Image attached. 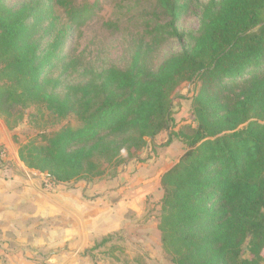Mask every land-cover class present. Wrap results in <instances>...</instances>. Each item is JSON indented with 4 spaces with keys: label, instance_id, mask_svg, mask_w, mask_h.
Returning a JSON list of instances; mask_svg holds the SVG:
<instances>
[{
    "label": "trees",
    "instance_id": "obj_1",
    "mask_svg": "<svg viewBox=\"0 0 264 264\" xmlns=\"http://www.w3.org/2000/svg\"><path fill=\"white\" fill-rule=\"evenodd\" d=\"M159 2L168 20L146 25L128 64L96 68L65 51L88 2L0 0V116L36 127L19 148L29 169L91 181L172 129L194 84L193 122L171 132L186 150L161 178L162 248L173 264H264V0H207L198 30L179 27L182 0ZM174 39L181 52L155 69Z\"/></svg>",
    "mask_w": 264,
    "mask_h": 264
},
{
    "label": "rangeland",
    "instance_id": "obj_2",
    "mask_svg": "<svg viewBox=\"0 0 264 264\" xmlns=\"http://www.w3.org/2000/svg\"><path fill=\"white\" fill-rule=\"evenodd\" d=\"M21 1L23 0H8V3L17 5ZM77 1L88 2L92 11L87 20L67 38L65 51L71 58L81 59L96 68L110 65L125 67L135 43L145 33L146 25L157 20L161 23L168 20L159 0ZM205 1L207 0H182L186 9L178 23L181 29H199V4ZM181 50L182 44L176 39L165 43L155 59L154 68H158L163 60ZM79 77L78 74L74 75V79ZM194 91V84H186L180 90L183 98L174 100L172 129L161 132L155 138H147L146 147L139 152L131 153L123 149L121 164L108 170L103 176L91 181L72 182L81 185L90 182V188L96 190L98 197L104 198L113 192L118 199L130 201L136 209L139 210L141 206L139 212L132 211L130 214V220L135 225L111 234L104 242L101 241V245L97 244L99 251L97 254H90L88 264H173L162 248L159 230L163 197L161 178L186 150L185 144L171 132L193 122L191 96ZM69 121L76 125V120ZM58 128V124L48 127L50 131ZM8 129L18 153L20 146L37 133L36 127L28 118L16 128ZM33 172L46 177L45 173ZM95 184L98 187H94Z\"/></svg>",
    "mask_w": 264,
    "mask_h": 264
},
{
    "label": "crops",
    "instance_id": "obj_3",
    "mask_svg": "<svg viewBox=\"0 0 264 264\" xmlns=\"http://www.w3.org/2000/svg\"><path fill=\"white\" fill-rule=\"evenodd\" d=\"M10 133L0 117V147L7 152L0 163V264H88L97 244L135 225L130 214L141 206L113 192L98 197L90 182L55 183L35 174Z\"/></svg>",
    "mask_w": 264,
    "mask_h": 264
},
{
    "label": "built area",
    "instance_id": "obj_4",
    "mask_svg": "<svg viewBox=\"0 0 264 264\" xmlns=\"http://www.w3.org/2000/svg\"><path fill=\"white\" fill-rule=\"evenodd\" d=\"M6 157V153L4 152V150H0V162H3L4 159ZM49 181V180H48ZM47 181V184H51L50 182ZM52 182V181H51Z\"/></svg>",
    "mask_w": 264,
    "mask_h": 264
}]
</instances>
